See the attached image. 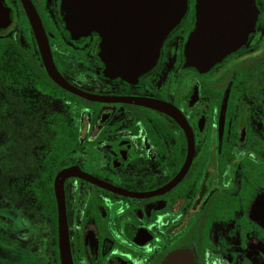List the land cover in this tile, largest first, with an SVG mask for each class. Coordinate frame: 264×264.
Instances as JSON below:
<instances>
[{"label": "flooded vegetation", "instance_id": "flooded-vegetation-1", "mask_svg": "<svg viewBox=\"0 0 264 264\" xmlns=\"http://www.w3.org/2000/svg\"><path fill=\"white\" fill-rule=\"evenodd\" d=\"M63 1L0 0V264H264V0L205 70L186 64V0L131 81Z\"/></svg>", "mask_w": 264, "mask_h": 264}, {"label": "water", "instance_id": "water-1", "mask_svg": "<svg viewBox=\"0 0 264 264\" xmlns=\"http://www.w3.org/2000/svg\"><path fill=\"white\" fill-rule=\"evenodd\" d=\"M106 1L64 0L67 28L73 33L98 32L106 74L136 80L155 64L163 41L184 15L186 0H117L120 9L116 15L109 10L111 0ZM209 6L229 9H216L210 16ZM196 7V28L185 43L184 56L186 64L205 70L243 43L249 27L242 24L254 18V0H197ZM4 19L2 12L0 21ZM45 54L43 51L46 59ZM162 264H194V260L188 252L175 251Z\"/></svg>", "mask_w": 264, "mask_h": 264}]
</instances>
